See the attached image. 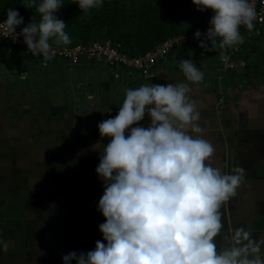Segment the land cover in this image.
<instances>
[{
    "label": "clouds",
    "instance_id": "1",
    "mask_svg": "<svg viewBox=\"0 0 264 264\" xmlns=\"http://www.w3.org/2000/svg\"><path fill=\"white\" fill-rule=\"evenodd\" d=\"M200 12L211 10L206 35L199 30L195 38L205 52L243 43L241 26L255 27L257 11L251 0H192ZM83 18L104 0H76ZM62 0H29L41 19L24 26V18L7 9L0 23L5 37L13 42L23 37L28 52L50 61L56 46L72 43L65 22L55 13ZM203 36V39L201 37ZM209 41L211 46H209ZM186 82L167 85L142 84L125 88L119 112L98 124L101 140L92 146L99 152L98 177L104 193L98 211L105 222L99 226L103 241L86 254L70 252L64 264H264V235L253 236L245 227L229 228L224 244L216 238L224 229L222 207L233 198L245 180V170L231 173L213 167V144L204 138L196 102L188 95L204 80V73L191 59L179 62ZM21 79L27 78V72ZM150 117L149 126H135ZM102 146V147H101ZM0 248L8 251L0 239Z\"/></svg>",
    "mask_w": 264,
    "mask_h": 264
},
{
    "label": "rangeland",
    "instance_id": "2",
    "mask_svg": "<svg viewBox=\"0 0 264 264\" xmlns=\"http://www.w3.org/2000/svg\"><path fill=\"white\" fill-rule=\"evenodd\" d=\"M171 1H174L171 14L178 23L179 32L169 35L167 39L195 34L209 24L213 15L210 14L211 10L200 12L191 0ZM22 14L24 24L29 19L40 17L34 7L26 8ZM74 19L72 17L70 20ZM105 33L106 30L93 31L88 41L80 44L101 42L106 39ZM196 45L199 44L182 42L176 50L155 64L150 75L134 70L128 74L131 75L128 80L127 77L124 80L123 70L111 73L107 61L102 59H82L78 63L60 60V63L52 62L48 66L41 63L36 66V62H33L35 59L29 60L23 53L8 51L9 45L0 47V174H4L1 176L4 181L0 182V191L3 190L1 192L5 194V211H10L9 217L15 225H19L16 233H20L18 239L10 243L11 248L19 250L14 251L8 259L3 257L5 263L0 264H64L59 256L66 251L62 243L64 236L62 238L60 235L61 240L54 239V235L60 234L62 226L67 227V232L69 229L72 233L80 231L76 226L77 215L81 213L77 212L90 210L101 219V224L105 222L102 212L92 208V198L102 196L99 190L103 184L96 172L99 152L93 151L92 146L98 142L104 145L109 142L107 137L101 140L98 124L118 114L125 98V88L155 84L157 78L167 72L165 69L174 74L182 72L179 62L183 59H191L196 63L204 73L203 81H210L217 88L219 103L224 101L226 83L241 90L250 87L257 79L256 68H261V63H256L255 51L250 50L252 55L248 61H244V66L237 67L240 68L239 72L236 67L226 68L223 65V69L217 67L213 71L216 80H207L212 73L204 63L221 56L226 49H221L218 41L215 51L211 52H205ZM17 60L23 65H15ZM161 68H164V72ZM244 69L246 71L241 72ZM22 71H27L26 79H21ZM148 118L149 122H145L143 127L149 126L151 119ZM59 163L62 164L60 168ZM32 180L36 183L37 191L45 187L48 189L42 196L44 200L34 198L31 194ZM90 182H95L97 188H92ZM81 193L86 198L76 199ZM10 200L12 203L8 206L7 201ZM48 200L53 202L51 206L57 215L52 216L50 213L48 217L45 213ZM28 206H31L30 215L23 211ZM79 206L82 208L79 209ZM28 223L32 228L35 227L30 232L32 238L26 236ZM66 241L68 253L72 245L83 243L82 239ZM31 248L35 253H29ZM52 251L56 255H52ZM44 254L46 258H43ZM36 255H43L40 261Z\"/></svg>",
    "mask_w": 264,
    "mask_h": 264
},
{
    "label": "crops",
    "instance_id": "3",
    "mask_svg": "<svg viewBox=\"0 0 264 264\" xmlns=\"http://www.w3.org/2000/svg\"><path fill=\"white\" fill-rule=\"evenodd\" d=\"M209 46H211L210 41ZM250 50L255 51L256 63H261V68H256L258 71L256 73L257 79L250 85V87L239 90L232 88L226 83V90L223 93L224 101L222 103L218 102V90L216 87H213L210 81H203L198 85H190L192 91L188 94L191 99L196 102L197 110L200 113V120L198 123L205 130L203 133L204 138L209 140L215 147V153L211 158L212 166L220 168L225 173H231L233 168L241 167L246 173L245 180L237 189L236 195L221 209L224 229L222 230L221 235L216 238L218 245L224 244L223 236L227 233L229 228L245 227L247 229L250 227L253 230V236L255 238L264 235V34L260 37H255L252 41L247 43V45L243 47L241 53H235L232 59H243L244 61H248L249 57L252 55L249 53L251 52ZM229 52L230 51L226 49L221 56L212 58L211 60L209 59L208 62L206 61L204 63L209 67V72L212 73L210 75L211 77L207 80H211V78L216 80V74L214 75L213 71H215L217 67L223 69V65L220 62L221 58L226 54H229ZM215 61L216 64H214ZM217 61L219 62V65ZM247 65H249V63ZM161 70L163 71L164 68H161ZM165 70L167 72L163 73V75L159 74L160 77L157 78L155 84L167 85L168 83L178 84L186 82L182 72L174 74L168 69ZM244 71L246 70L244 69L241 72ZM129 73L132 72L127 70L123 71L122 75H124V80H126L125 77H127V80L129 79V76H131L128 75ZM148 117L149 116L146 114L144 120L139 122L138 126H142L145 122H149ZM61 165L62 164L59 163V168ZM3 175L4 174H0V182L4 181V178L1 177ZM32 181L30 183L31 194L34 198L39 197V199H43L42 196L48 189L44 186L45 189L37 191L35 187L36 183L35 181ZM95 184V182H90V186H93L92 188L96 189L97 187H95ZM80 188H82V185H80ZM1 191L0 239L7 242L9 245L7 252H4L2 248H0V262H4V258L8 259L14 251L19 250L17 248H11L10 243L17 240L20 233H16V229L19 225H15L13 220H11L12 218L9 217L10 211H5L4 201L6 199L4 197L5 194ZM64 191L67 197V191L65 189ZM99 193H102V195L104 193L103 184L100 187ZM81 195L82 193L78 195L76 199H81V197L82 199L86 198L85 195ZM101 197L102 196L100 195L93 196V209H98ZM59 198H61V196ZM68 201L69 200H67V202ZM11 203L12 200L7 201L8 206H10ZM30 203L31 202H29V204ZM51 205H53V202L49 201V204L47 203V206L45 207L47 209L45 213L48 214V217L50 216V213L52 216L54 214L57 215L56 211H53ZM30 208L31 206H28L27 210H22L27 211L30 215L32 212ZM80 208L82 207L79 206V209ZM77 213H81L77 215L78 224L76 226L81 229L80 231L72 233L69 229L67 232V227L63 225L58 236L52 233L56 240H61L60 235L62 238L64 236V241L62 243L66 247V251L63 252V255L58 253L60 260L64 255L69 254V249L66 246V240L68 239L83 240V243L80 245L75 243L76 245H72L70 249V252H76L78 255L81 252L86 254L87 252L94 250L96 247V241L98 240L105 244L107 243L106 241H103V234L99 229L101 219H98V216H95L92 210ZM59 221L62 222L63 219L60 218ZM85 224H87L86 227ZM25 229L28 230V234L26 235L27 238H30V236L32 238L31 233L34 231L35 227L33 226L32 228V225L29 224V229ZM89 229H91V231H89ZM66 233H69V235L65 236ZM31 252L35 253L33 248L29 250L30 254ZM45 254L44 256L36 255V257L40 261L42 256L43 258H46ZM51 254L56 255L53 251ZM72 264H77V262L73 260Z\"/></svg>",
    "mask_w": 264,
    "mask_h": 264
},
{
    "label": "trees",
    "instance_id": "4",
    "mask_svg": "<svg viewBox=\"0 0 264 264\" xmlns=\"http://www.w3.org/2000/svg\"><path fill=\"white\" fill-rule=\"evenodd\" d=\"M27 2L29 0H0V17L7 18V9L13 8L24 18L22 12L27 8L25 7ZM39 2L40 0H36L37 4ZM75 2L76 0H62L61 8L55 13L58 19L65 22L67 26L65 32L72 41L69 45L61 46L72 47L85 43L93 31L106 30V38L121 43L123 51L131 56H136L144 54L164 42L169 35L179 32L178 23L171 14L174 11V1L171 0H104L101 8L91 10L89 14L83 15L82 19L79 18L82 12ZM163 4L165 6H161ZM72 17H75L74 21L70 20ZM40 19L41 16L36 19V22H39ZM32 21L29 19L19 28L22 30ZM5 45L0 37V47ZM8 51L25 54L20 47H10ZM29 60L31 59L29 58ZM38 61V59L33 61L36 62V66L41 64ZM14 64L23 65L20 60ZM32 70L35 69L32 68ZM236 70L239 72L240 68Z\"/></svg>",
    "mask_w": 264,
    "mask_h": 264
},
{
    "label": "built area",
    "instance_id": "5",
    "mask_svg": "<svg viewBox=\"0 0 264 264\" xmlns=\"http://www.w3.org/2000/svg\"><path fill=\"white\" fill-rule=\"evenodd\" d=\"M254 4L255 9L257 11V20L255 21V27L253 30L249 31L247 28L241 26L240 32L243 36V43L234 46L232 48H228L230 51L229 54H226L221 58L222 64L225 65L226 68H233L238 66H244L245 62L243 59L233 60L234 54H240L243 50V47L247 45L248 42L252 41L255 37H260L264 34V0H251ZM7 18L0 17V23L4 22ZM210 27V23L204 27L200 32L205 34L207 33V29ZM16 32H21V29L17 27ZM5 33L3 29H0V37L4 41L5 44L10 47H20L25 52V55L28 59H38L40 63L48 66L49 63L65 60L70 62L78 63L82 59H102L107 61V64L110 67L111 73L113 71H121V70H130L148 76L151 73L152 68L155 64L163 60L169 53L176 50L177 46L181 45L182 42H188L193 44H199L200 40L195 38V34L189 36H177L173 38H168L164 42L158 44L156 47L148 50L144 54L131 56L129 53L122 50L121 43L114 41L111 38H106L101 42H94L91 45H75L72 47L67 46H56L53 44V48L55 51V56L50 61H44L43 57H34L31 53L28 52L27 45L23 41V37H19L17 42H13V38L11 36L5 37ZM203 39V36L201 37ZM236 61V62H235ZM27 71H22L25 73ZM28 74V73H27Z\"/></svg>",
    "mask_w": 264,
    "mask_h": 264
}]
</instances>
